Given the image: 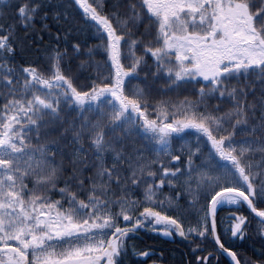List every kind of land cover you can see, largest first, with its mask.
<instances>
[{"label":"snow or ice","instance_id":"1","mask_svg":"<svg viewBox=\"0 0 264 264\" xmlns=\"http://www.w3.org/2000/svg\"><path fill=\"white\" fill-rule=\"evenodd\" d=\"M142 233L264 264V0H0V264H168Z\"/></svg>","mask_w":264,"mask_h":264},{"label":"trees","instance_id":"2","mask_svg":"<svg viewBox=\"0 0 264 264\" xmlns=\"http://www.w3.org/2000/svg\"><path fill=\"white\" fill-rule=\"evenodd\" d=\"M221 216H226V212H221ZM141 238L143 239V244L139 245L140 247L147 246L149 250L154 251L157 255H159V250L163 249L165 253V259L168 261V264H181V261H187L188 256L186 255L187 249L184 248L182 243L176 242H164V238H157L151 234H141ZM259 244H253L250 240L246 242L242 248L239 250L242 253H246L247 255H251L253 249L258 248Z\"/></svg>","mask_w":264,"mask_h":264}]
</instances>
